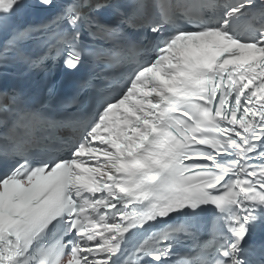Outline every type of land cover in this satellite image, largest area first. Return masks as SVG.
I'll list each match as a JSON object with an SVG mask.
<instances>
[{
    "label": "snow or ice",
    "instance_id": "6c2138e0",
    "mask_svg": "<svg viewBox=\"0 0 264 264\" xmlns=\"http://www.w3.org/2000/svg\"><path fill=\"white\" fill-rule=\"evenodd\" d=\"M37 6L56 8L0 0V66L62 58L77 71L86 31L113 38L99 59L129 66L90 117L52 119L16 89L0 94V264H167L204 214L208 238L180 264H253L247 238L264 227V0H66L43 23L11 27ZM57 123L83 129L68 154L33 155L35 127Z\"/></svg>",
    "mask_w": 264,
    "mask_h": 264
}]
</instances>
